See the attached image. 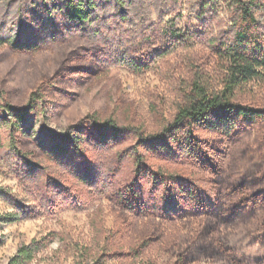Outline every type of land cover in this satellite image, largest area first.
Returning <instances> with one entry per match:
<instances>
[{
    "label": "rangeland",
    "instance_id": "rangeland-1",
    "mask_svg": "<svg viewBox=\"0 0 264 264\" xmlns=\"http://www.w3.org/2000/svg\"><path fill=\"white\" fill-rule=\"evenodd\" d=\"M94 1L90 20L80 25L59 9L50 8L60 0H0V90L13 105L23 107L43 75L55 79L43 88L38 110L24 121L21 149L28 150V140L51 146L74 134L76 128H81L84 137L83 155L71 154L57 161L0 147V215L17 217L0 221V264H7L21 245L48 233L54 236L33 264H78L81 247L97 254L123 253L108 264H175L166 257V249L193 240L203 223L202 210L179 193V187H198L201 201L213 205L215 187L210 175L180 150L140 149L151 169L172 177L168 185L172 190L165 191L145 173L135 174L133 132L100 142L81 120L90 113L114 114L121 124L141 120L146 133L160 131L159 120L150 111L151 102L163 99L160 108L172 118L180 79L187 71L186 59L193 55L204 59L209 39L227 30L228 0ZM255 1L260 5L258 17L264 30V0ZM165 28L179 29L192 39L155 59L148 72L131 68V59L152 60L151 53L165 39ZM14 37L34 43L35 49H10L6 40ZM70 62L94 69L86 77L72 65L61 75L56 72L59 63ZM245 102L264 107V81L254 83ZM196 133L221 142L214 131L197 128ZM263 134L260 126L236 140L226 167L235 181L247 172L245 161L252 163L250 171L254 162H263ZM131 184L156 212L126 211L108 198ZM233 245L249 256L261 254L238 237Z\"/></svg>",
    "mask_w": 264,
    "mask_h": 264
},
{
    "label": "trees",
    "instance_id": "trees-1",
    "mask_svg": "<svg viewBox=\"0 0 264 264\" xmlns=\"http://www.w3.org/2000/svg\"><path fill=\"white\" fill-rule=\"evenodd\" d=\"M60 1L58 6L52 3L50 8L59 9L69 21L80 25L90 20L96 5L94 0ZM227 5L231 10L227 30L219 37L209 39V53L204 59L196 55L186 59L187 71L180 79V96L172 118L166 117L160 108L163 99L161 103L158 99L151 102L150 111L158 118L160 131L146 133L141 120L121 124L114 114L102 116L90 113L81 120L100 142L109 139L115 141L123 132H133L135 140L132 159L135 174L145 173L161 183L165 191L169 189L171 192L172 187L168 185L172 177L168 179L161 172L151 169L140 149L170 153L176 148L187 155L195 166L210 175L215 187L212 206L201 201L198 187H179V193L193 200L202 210L203 223L193 240L166 249V257L175 264H197L199 261L205 264H264V160L254 162V169L250 168L252 171L249 170V164L252 163L245 161L248 170L238 181L232 179L226 171L236 140L243 133L264 127V107L245 102L254 83L264 81V30L258 17L260 5L255 0H228ZM46 9L50 10L49 7ZM162 37L165 39L161 47L151 53L152 60L139 62L131 59L129 66L139 73L148 72L155 59L168 55L175 46L189 44L192 39L186 32L172 28H165ZM6 42L10 49L18 51H30L36 46L20 37L9 38ZM71 65L76 68V73L85 77L94 69L82 62H70V65L59 63L56 72L61 75ZM54 80L52 76L43 75L23 107L13 105L7 93L0 90L1 148L23 156L37 154L39 158L48 161H57L71 154H84L81 128H76L74 134L65 135L51 146L28 140V150L21 149L24 121L38 110L37 102L43 98V88L53 84ZM197 128L214 131L221 142L198 136ZM65 141L68 143L64 144ZM262 142L264 144V134ZM241 155L245 156V153ZM238 191L242 192H239L241 195H237ZM108 198L126 211L144 215L156 212L155 207L147 204L132 184L120 188ZM15 219L17 217L11 213L0 215L1 222ZM53 236L54 233H48L29 245H21L7 264H33L40 249L47 247ZM236 237L248 245L256 246L261 254L249 256L238 250L233 245ZM122 254H97L87 247H81L78 264H108L109 260Z\"/></svg>",
    "mask_w": 264,
    "mask_h": 264
}]
</instances>
